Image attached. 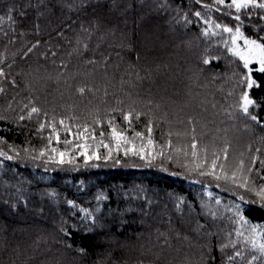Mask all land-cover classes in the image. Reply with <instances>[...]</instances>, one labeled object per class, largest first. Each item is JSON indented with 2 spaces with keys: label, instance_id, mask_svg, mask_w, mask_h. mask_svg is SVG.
<instances>
[{
  "label": "trees",
  "instance_id": "trees-1",
  "mask_svg": "<svg viewBox=\"0 0 264 264\" xmlns=\"http://www.w3.org/2000/svg\"><path fill=\"white\" fill-rule=\"evenodd\" d=\"M231 4L0 0V264H262L264 208L176 156L264 145V72L230 52L264 8Z\"/></svg>",
  "mask_w": 264,
  "mask_h": 264
},
{
  "label": "rangeland",
  "instance_id": "rangeland-1",
  "mask_svg": "<svg viewBox=\"0 0 264 264\" xmlns=\"http://www.w3.org/2000/svg\"><path fill=\"white\" fill-rule=\"evenodd\" d=\"M245 40L250 39L241 35L235 38V42H232L230 46V52L240 59L241 56H244L248 61L247 68L256 65L257 71H259L262 67L260 60L264 58V55L259 49L245 44ZM241 60L245 65V60ZM227 136L229 140L224 142L221 148L214 139L215 137H201L197 142L187 144L188 146L177 144L179 151L176 156H183L190 163L204 166L206 173L211 174L216 181L236 188V190L243 192L248 202L264 208L263 143L258 147L243 134L238 133L237 130H231ZM80 150L83 153L87 152L86 148ZM252 228H249L243 241L249 250L255 252V260L264 264V252L260 249V245L263 244L261 241L263 231L256 227L255 232H253Z\"/></svg>",
  "mask_w": 264,
  "mask_h": 264
},
{
  "label": "snow or ice",
  "instance_id": "snow-or-ice-1",
  "mask_svg": "<svg viewBox=\"0 0 264 264\" xmlns=\"http://www.w3.org/2000/svg\"><path fill=\"white\" fill-rule=\"evenodd\" d=\"M113 5H115L116 0H112ZM215 2L217 4H223L224 0H215ZM235 6L236 10L239 11L241 8H248L249 5H252L254 7H259V8H264V3H256V0H232V4L228 5L229 7ZM197 15H200V13H197ZM0 19H2V17H0ZM236 19H239V17L237 16ZM217 27H219V25H217ZM225 32H230L232 31L230 28H224ZM241 35L239 28H237L236 30V36L233 39V43L235 42V38H238ZM245 44L250 45L252 48L255 49H259L262 53V55H264V46H261L260 44H257L256 41L253 40H245ZM239 54V53H236ZM241 59L245 60V67H248V61L244 56H241ZM208 61H205V63H207ZM260 63L262 65V67L259 69V71L264 72V58H262L260 60ZM0 75H3L2 72H0ZM256 84V82L254 80L251 79V77L247 78V86L249 89H251L254 85ZM81 91H83V89H81ZM243 110L245 113L248 112V106L251 105L253 103V101L251 99H249V96L247 93H244L243 97ZM38 109L33 108L32 112H37ZM128 117H125V119H127ZM253 119H255V117H252ZM0 155H3V153H0ZM10 158V157H9ZM245 223H247V221H245ZM257 226H253L252 231L255 232ZM260 249L262 252H264V244L260 245ZM239 255V253H237ZM229 259L231 260L232 257H229ZM255 259V257H254ZM250 264V262H249Z\"/></svg>",
  "mask_w": 264,
  "mask_h": 264
}]
</instances>
